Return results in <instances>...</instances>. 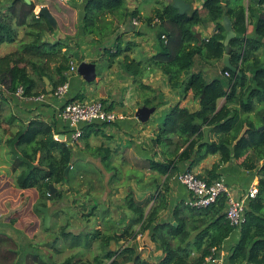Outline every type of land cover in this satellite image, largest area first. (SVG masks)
<instances>
[{"label": "trees", "instance_id": "obj_1", "mask_svg": "<svg viewBox=\"0 0 264 264\" xmlns=\"http://www.w3.org/2000/svg\"><path fill=\"white\" fill-rule=\"evenodd\" d=\"M6 1L0 0V45L15 42L19 27H26V35L32 37L28 42L22 41L13 54H0V85L8 91L14 93L22 86L24 96L46 93L44 75L52 89L68 82L74 58L84 60L70 39L75 38L78 46L77 39L87 36L110 45L104 48L108 68L117 64L118 70L133 78L139 105L158 108L166 104L164 93L144 82L157 71L168 76L169 86L178 89L182 100L192 92L193 99L200 104V109L191 111L187 105L177 103L157 122L151 155L144 159L153 191L138 198L130 187L120 206L130 214L121 223L113 218L111 206L103 207L97 201L90 207L89 215L98 216L103 231L100 228L86 234L74 233L68 230L69 220L60 226L58 236L70 241V246L90 248L92 242L100 240L102 253L89 260L74 261V257H69L61 263L50 262L35 253L26 264H211L207 263V257L213 252L219 256L224 242L236 230L239 239L230 248L225 264H264V129H259L264 122V0H249L248 5L243 0H203L200 7L195 6L197 0H185L192 7L184 14L179 13L172 0H158L159 5L145 17L139 15L138 9L131 11L128 0H85L76 33L53 43L44 38L46 32H55L54 27L35 9L38 5L55 6L59 0ZM226 15L236 32L228 47L231 63L239 73L223 62L227 47L224 43L227 30L223 25ZM135 17L151 25L155 33L157 51L151 57H144L140 42L125 39L123 28ZM210 23L215 24V29L206 37L199 28ZM208 67L210 71L205 70ZM30 68L39 71L42 88L37 89L38 82ZM212 71L217 74L208 80ZM84 95L81 92L66 103L81 100ZM220 98H225V103L218 108ZM101 101L106 105L105 100ZM12 119L15 117L9 118ZM106 126L107 123L85 125L79 139L72 142L56 139L59 134L56 120L35 117L28 124H21L5 141L0 136V148L2 143L11 147L15 186L22 191L34 190L39 196L38 205L48 206V201L62 203L66 192L80 193L86 185L90 186L86 195H92L95 182L90 176L92 172L103 177L112 172L111 185L112 180H120L116 178L118 166L112 159L121 150V144L113 146L112 137L105 134L109 142L97 146L90 142L92 133H103ZM75 144H83L99 160H83ZM215 154L219 155L218 161L204 174H198L200 177L208 181L219 178L218 169L232 160L259 177L258 194L250 200L241 226L230 224L225 194L200 208L182 200L165 215L170 209L172 179L182 171H193ZM81 160L99 170L80 165ZM135 173L140 175L138 184H142L145 172ZM51 183L58 188L53 193ZM38 205L36 210L40 212ZM64 211L61 208L51 213L52 217H59ZM144 233L146 240L162 251L156 261L141 256L137 239ZM111 240L134 243L112 250ZM53 245L54 242L50 244ZM18 255L17 240L0 230V264H18Z\"/></svg>", "mask_w": 264, "mask_h": 264}, {"label": "crops", "instance_id": "obj_2", "mask_svg": "<svg viewBox=\"0 0 264 264\" xmlns=\"http://www.w3.org/2000/svg\"><path fill=\"white\" fill-rule=\"evenodd\" d=\"M32 1L33 0H30V2ZM4 2L7 1L4 0ZM84 2L85 0H59L56 2L55 6L50 7L49 5H46L56 17L58 21V28L55 29V32L52 34L46 32L44 39L48 40L50 43H53L59 39H64L66 35H74L77 31L78 24L82 21ZM143 2L144 0H128L129 9L131 11L138 9L140 12L139 15L142 17L151 15L153 10L157 7L156 4H154L153 7H151V5L149 4L150 7L148 6L147 10H144L143 8H141V4ZM202 2L203 0H197L196 5L200 7L202 5ZM243 2L245 3V5L249 4V0H243ZM41 6L43 5H38L36 7V14H38ZM62 24L63 27H61ZM130 24H132V21ZM126 26L123 28V31ZM206 27H208V31H214L215 24L210 23L207 24ZM127 28L130 33L127 34L125 39L136 40L140 42L141 50L143 51L145 58L151 57L156 53L157 50L155 47V33L151 25L144 22L143 20H140V24L138 26H134L133 28L128 25ZM202 29L204 28H199L201 32ZM27 31L28 30L26 27H19L18 39L12 43L1 44L0 54L11 55L19 48L22 41H30L32 37L26 35ZM134 31H139L141 35L136 34ZM203 35L207 37L206 34ZM75 40V38H72L70 39V42L74 46L75 51L78 50V52L81 53V55L84 57L83 61L96 63V80L92 83H88L78 73L72 74L71 76H69V89L65 99H60L48 95L47 93L43 99H37L35 96H19L16 94V92H10L5 87L0 85V136L3 141H5L13 133H15L19 129L21 124H28L31 119L35 117H41L45 120H56L57 131L59 133L58 135H63L65 136L64 140H70L73 142L71 138L73 129L70 124L62 118L61 109L67 99L72 100L76 98L81 92H85V95L81 100L101 101V99H103L106 101V107H112L110 110L115 111L117 114L123 115L122 119L104 127L103 133L99 132L97 135H95V133H92V138L94 139L100 137L101 139H103V142H109L105 135L111 136L112 140H110V142L111 144H113V146H115L116 144H121V150L119 151V153H115L117 154V156L126 154L138 157V159H147L151 155L153 131L157 128L156 119L159 118L165 110L176 105L177 103L187 105V107L191 111L200 109V104L193 99L192 92L189 93L185 100H182L178 89L171 88L169 86L168 76L161 71H157L145 78L144 82L154 88L160 89L164 93L166 104L158 107L155 113L152 114L150 121L146 123L147 125H143L142 122H140L136 117V110L143 105H139L138 103L140 99L134 86L133 78L118 70V68H116L117 64H113L111 68H108V66L106 68H102L103 70L101 71V75H99L97 64L98 62H105L104 59L107 57V53L104 48L107 46H105L104 43H97L92 39V37L86 38L84 36H80L77 39L78 46L77 44H75ZM24 56L29 57L28 55ZM74 60L77 63L81 62L77 58H74ZM206 70L210 71L211 67L206 68ZM30 72L38 82L37 89L42 88L43 86L41 80L39 79V71L30 68ZM216 74L217 72L215 71L209 72V74L207 75V79H212ZM44 77L45 75L43 76V78ZM51 88L52 87L46 83V90H50ZM224 103L225 98H220L218 100V108L223 106ZM13 116L15 117V119H12V121H10L9 118H12ZM128 142H131L130 146H128ZM10 151V145L2 143V146L0 148V171H3L2 167L6 168L7 166H9L8 168H10L12 158V154L10 153ZM76 151L78 152L77 147ZM90 156L94 155L91 154ZM218 158V154L209 155L208 158L199 166L195 167L193 171L197 174H204L207 169L211 168L212 165L216 161H218ZM3 159H5L4 162H2ZM9 171H11V174L12 170ZM139 171H142V169L138 170V172ZM6 172L7 171H4V175L0 177H5ZM149 173L150 172H148L147 175H149ZM218 173L220 174V177L225 180L230 190L236 195L244 194L252 183H259V178L255 174V172L243 170L235 162V160L221 165V167L218 169ZM3 183L4 182L0 180V187L5 186ZM146 183V180L142 181L141 185H144L143 188L145 189H143L142 187V189L138 188V197L142 196L144 191L149 188L145 187L147 185ZM189 196L190 194L187 191L186 187L181 184L175 176L171 181L170 209L166 211V215L169 213V211H172V208L178 202L182 200L186 201ZM238 239L239 231L236 230L224 242L223 247L220 251V255L224 257L225 251L229 253L230 248L238 241ZM156 255V259H150L155 261L158 260V258L162 255V251L159 250Z\"/></svg>", "mask_w": 264, "mask_h": 264}, {"label": "rangeland", "instance_id": "obj_3", "mask_svg": "<svg viewBox=\"0 0 264 264\" xmlns=\"http://www.w3.org/2000/svg\"><path fill=\"white\" fill-rule=\"evenodd\" d=\"M149 4L151 7H153L154 4L158 6L159 1L144 0V2L141 4V8L147 10ZM195 6H197L196 3ZM207 28L208 27L202 29V32L203 34L210 36L213 31H208ZM128 33L130 32H126L125 37ZM103 43L107 47L110 46L105 42ZM104 60L105 62H98L97 64L99 71H102V68L109 66L108 57H106ZM116 68H118V65ZM164 112L159 118L156 119L157 122L161 121L164 116ZM142 124L145 126L147 125L146 123ZM101 141L103 142V139L100 137L94 139L92 138L90 140L92 146L101 144ZM75 145L78 150L77 154L79 157L83 158V160L86 158L96 161L99 160L90 156L91 154L89 153L91 152H87V149L83 144H80V146L77 144ZM130 145L131 142H128V146ZM83 160L80 161V165H86L90 169L99 170L98 167L86 164ZM4 161L5 159L2 160V162ZM113 162L118 166L119 171L116 178H120V180H112V185L110 183L112 172H106L104 177L102 175L100 176L98 172H92L90 173V176L94 177L95 179L94 187L91 189L92 195H86V190L90 189V186L86 185L80 189V193L76 194L75 192H66L64 201L62 203L52 204L51 201L47 202L48 206L51 208V213L60 210L61 208H65V211L62 215L55 218L52 217L51 226L49 229H45L44 227L43 212H37L36 210V206L39 204L38 193L32 189L26 191L18 189L15 186L13 175L12 173L10 174L11 171H9L12 170V166H10V168H8L9 166L6 168L2 167L3 171H0V176L4 175V171L7 172L5 173V177H0V180L4 182L3 184L5 185L4 187H0V230L10 233L17 240L19 250L17 259L18 264H26L32 259V256L35 253L40 254L46 260L54 263H61L69 257H74V261L78 259L89 260L92 259L96 254L102 253L103 250L100 240L92 242L90 248H86L83 245L72 247L70 246V241L59 237L58 234L60 226L66 224L68 220V230H71L74 233L83 232L86 234L100 228L103 231L104 226L98 219V216L89 215L90 207L93 206V204L97 201H99V204L103 207L111 206V208L114 209L113 218L118 220V223H121L120 220L122 218L129 216L128 214H130V212L127 211L126 208H121L120 206H122L124 198L128 195L130 187L133 188L136 196L138 197V188L144 186L138 184L139 182L137 178L139 176L137 177L135 173L136 171L142 169V171L139 172H145L146 176H144V178L146 179L143 180H146L147 182L145 187H149L151 181L147 175L148 172L146 171L147 161L143 158L138 159V157L124 154L121 156H114ZM96 177H101L102 180L99 182ZM66 188L67 186H64V189ZM152 191L153 189L149 187L146 191H144L143 195L138 198H144ZM164 214L166 215V212H164ZM51 235H56L55 239H51ZM146 235L147 234L144 233L142 236H139V239H137L141 256L156 259V254L160 249L156 244H151L148 240H146ZM53 242L55 245L50 246V244H53ZM133 243L134 241H121L119 243L115 242V250ZM228 254L229 253L225 251L224 260L227 258Z\"/></svg>", "mask_w": 264, "mask_h": 264}, {"label": "built area", "instance_id": "obj_4", "mask_svg": "<svg viewBox=\"0 0 264 264\" xmlns=\"http://www.w3.org/2000/svg\"><path fill=\"white\" fill-rule=\"evenodd\" d=\"M132 24L138 26L140 19L137 17L132 19ZM78 63L72 61L71 68L68 71L69 76L77 73ZM69 84L59 86L56 89L47 90V94L65 99L68 93ZM43 93L39 96H35L37 99H43L46 96ZM16 94L24 96V88L20 86ZM29 97V96H28ZM62 118L67 121L73 129L71 138L74 141L78 140L82 135L83 126L93 123H107L112 124L123 118V115L117 114L115 111L108 110L102 101H71L64 103L61 109ZM56 139H60L59 135H55ZM177 180L183 184L190 196L186 199V203L194 207H207L221 195L227 196L226 215L230 224L235 227H240L245 220V211L251 199L255 198L259 191V183H252L247 191L242 195H236L233 193L229 186L226 184L223 178H216L212 181L200 177L193 171H182L177 174ZM215 249H213L214 251ZM207 263L211 264H225L224 257L222 255L216 256L215 252L207 257Z\"/></svg>", "mask_w": 264, "mask_h": 264}, {"label": "water", "instance_id": "obj_5", "mask_svg": "<svg viewBox=\"0 0 264 264\" xmlns=\"http://www.w3.org/2000/svg\"><path fill=\"white\" fill-rule=\"evenodd\" d=\"M26 1L28 3H30V0H26ZM172 4L176 9H178L179 13H181V14L186 13L192 7L191 4L187 3L185 0H172ZM38 14L40 16H44L48 20L50 25L54 27V29L58 28V21L48 6H46V5L41 6ZM128 25L134 28V26L132 24H128ZM128 25L124 29V32H129V30L127 28ZM223 25H224L225 29L227 30V35H226V38L224 39V43L227 47H226V53L224 55L223 62H224L226 67L230 68L235 73H239V69L237 67H235L231 63V60H230L228 45H229V41L233 37L236 36V32L233 29L232 21L228 15H226L223 18ZM205 70H206V68H205ZM77 72L86 82L92 83L97 78L96 63L88 62V61H81L78 64ZM44 80L46 81L47 84H50V80L47 76L44 77ZM156 109H157V107H155V106H146V105L140 106L136 110V117L139 119L140 122L147 123L150 121V118H151L152 114L155 113ZM259 129L260 130L264 129V122L259 127ZM59 137L61 140H64L65 136L61 135ZM67 173H68V170H67ZM50 189H51V193L58 190V188L53 183L50 184ZM38 209L41 212H43V214H44V225L47 229H49L51 226V221H52V214H51L50 206L38 205ZM50 237H51V239H55L56 235H51ZM111 249L115 250V241L114 240H111Z\"/></svg>", "mask_w": 264, "mask_h": 264}, {"label": "clouds", "instance_id": "obj_6", "mask_svg": "<svg viewBox=\"0 0 264 264\" xmlns=\"http://www.w3.org/2000/svg\"><path fill=\"white\" fill-rule=\"evenodd\" d=\"M79 64V63H78ZM78 73V72H77Z\"/></svg>", "mask_w": 264, "mask_h": 264}]
</instances>
